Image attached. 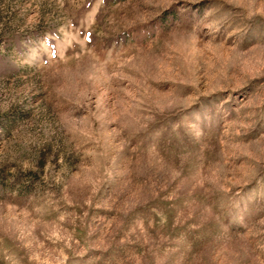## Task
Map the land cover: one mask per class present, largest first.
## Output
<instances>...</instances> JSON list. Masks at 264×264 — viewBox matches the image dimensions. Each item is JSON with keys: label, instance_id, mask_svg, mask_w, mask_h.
<instances>
[{"label": "rangeland", "instance_id": "obj_1", "mask_svg": "<svg viewBox=\"0 0 264 264\" xmlns=\"http://www.w3.org/2000/svg\"><path fill=\"white\" fill-rule=\"evenodd\" d=\"M0 264H264V0H0Z\"/></svg>", "mask_w": 264, "mask_h": 264}]
</instances>
